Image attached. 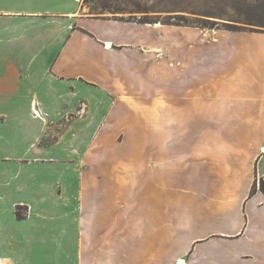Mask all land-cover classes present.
Segmentation results:
<instances>
[{
  "label": "crops",
  "instance_id": "0c3cea01",
  "mask_svg": "<svg viewBox=\"0 0 264 264\" xmlns=\"http://www.w3.org/2000/svg\"><path fill=\"white\" fill-rule=\"evenodd\" d=\"M79 12L0 0V264H264V35Z\"/></svg>",
  "mask_w": 264,
  "mask_h": 264
},
{
  "label": "rangeland",
  "instance_id": "374dc122",
  "mask_svg": "<svg viewBox=\"0 0 264 264\" xmlns=\"http://www.w3.org/2000/svg\"><path fill=\"white\" fill-rule=\"evenodd\" d=\"M79 13L123 22L174 28L197 27L212 33L264 35V0H80ZM139 114V123L147 132L149 112L145 110ZM109 145L116 146L115 143ZM125 145L131 149L133 144ZM143 145L147 146V143ZM254 189L264 192V178L256 182ZM18 215L23 217L22 211L18 210Z\"/></svg>",
  "mask_w": 264,
  "mask_h": 264
},
{
  "label": "trees",
  "instance_id": "16d2710c",
  "mask_svg": "<svg viewBox=\"0 0 264 264\" xmlns=\"http://www.w3.org/2000/svg\"><path fill=\"white\" fill-rule=\"evenodd\" d=\"M234 31H237V30H235V29H233ZM19 217H21L20 215H18Z\"/></svg>",
  "mask_w": 264,
  "mask_h": 264
}]
</instances>
